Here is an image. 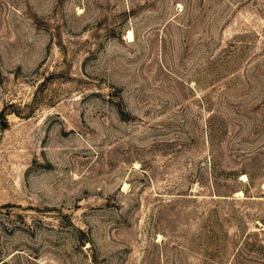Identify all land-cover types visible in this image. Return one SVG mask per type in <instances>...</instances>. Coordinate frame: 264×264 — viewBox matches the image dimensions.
Returning a JSON list of instances; mask_svg holds the SVG:
<instances>
[{
    "label": "rangeland",
    "instance_id": "1",
    "mask_svg": "<svg viewBox=\"0 0 264 264\" xmlns=\"http://www.w3.org/2000/svg\"><path fill=\"white\" fill-rule=\"evenodd\" d=\"M0 264H264V0H0Z\"/></svg>",
    "mask_w": 264,
    "mask_h": 264
},
{
    "label": "bare ground",
    "instance_id": "2",
    "mask_svg": "<svg viewBox=\"0 0 264 264\" xmlns=\"http://www.w3.org/2000/svg\"><path fill=\"white\" fill-rule=\"evenodd\" d=\"M133 33L132 31L129 32V37H132Z\"/></svg>",
    "mask_w": 264,
    "mask_h": 264
}]
</instances>
